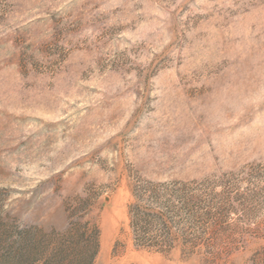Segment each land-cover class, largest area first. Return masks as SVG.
I'll list each match as a JSON object with an SVG mask.
<instances>
[{"label": "rangeland", "instance_id": "obj_1", "mask_svg": "<svg viewBox=\"0 0 264 264\" xmlns=\"http://www.w3.org/2000/svg\"><path fill=\"white\" fill-rule=\"evenodd\" d=\"M0 264H264V0H0Z\"/></svg>", "mask_w": 264, "mask_h": 264}, {"label": "trees", "instance_id": "obj_2", "mask_svg": "<svg viewBox=\"0 0 264 264\" xmlns=\"http://www.w3.org/2000/svg\"><path fill=\"white\" fill-rule=\"evenodd\" d=\"M148 191L149 196H147L146 199L140 194L136 197L137 201L145 200L147 203H157L161 201L163 196H167L164 203H161L162 207H165L166 210L162 211V213H153L149 209H143V207L134 203L130 206L129 210L131 217L130 226L138 245L154 248L158 251L166 250L171 248L173 243V239L170 236V226L168 224V221L171 220L169 213L172 211L170 200L172 197H176L178 200L183 201L182 196L176 195L174 191L169 193V191L166 190L161 195L151 187ZM165 217H167V220Z\"/></svg>", "mask_w": 264, "mask_h": 264}]
</instances>
